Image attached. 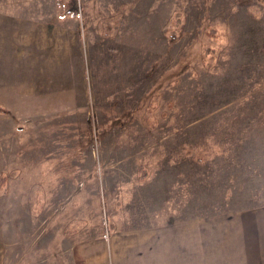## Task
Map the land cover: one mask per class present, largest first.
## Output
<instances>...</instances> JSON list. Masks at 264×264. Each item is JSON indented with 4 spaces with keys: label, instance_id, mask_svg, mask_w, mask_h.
Segmentation results:
<instances>
[{
    "label": "rangeland",
    "instance_id": "rangeland-1",
    "mask_svg": "<svg viewBox=\"0 0 264 264\" xmlns=\"http://www.w3.org/2000/svg\"><path fill=\"white\" fill-rule=\"evenodd\" d=\"M29 14L69 56L0 104V264H264V0H0V51Z\"/></svg>",
    "mask_w": 264,
    "mask_h": 264
},
{
    "label": "crops",
    "instance_id": "crops-1",
    "mask_svg": "<svg viewBox=\"0 0 264 264\" xmlns=\"http://www.w3.org/2000/svg\"><path fill=\"white\" fill-rule=\"evenodd\" d=\"M28 13H30V11ZM29 15L30 18L27 21L7 22L6 19H3L2 21L7 24L21 23L23 37H18L21 41V45L17 46L18 48L0 51V104L32 101L36 102L35 104L38 105L45 104L46 107V104L48 103H62L63 99L61 100V89L63 76L61 70L58 74L57 64H61L63 61L62 57L67 59L69 54L66 52L64 55L62 48L63 43L61 42L60 37H54L55 40H52L50 37L48 38V36L43 35L42 32L45 30L43 23L47 21L45 20V17H40L39 15ZM11 32L14 33L13 30H11ZM11 32H7L8 35ZM8 35H2L0 40L6 41V37H8ZM48 55H50L49 57L54 60L53 63H51V68L49 67V72L46 71V67L48 66L47 62L43 64ZM73 55H76L75 51L73 52ZM74 56H72V59L75 64ZM60 66L61 65H59V67ZM58 76L60 80L59 89H57V85H54L57 83ZM78 87H80V85H76V89ZM47 89L50 90V94H48ZM75 94L76 91L71 97H75ZM77 99H79V97ZM70 100L71 99L67 101ZM50 110L54 111V109ZM0 165L2 166L1 159ZM138 233L139 232L136 234V239L138 240L137 243L135 242L134 246L143 248L142 242L140 243L139 236L142 238V235L144 234H139L138 236ZM156 233V242L159 243L163 241L165 244L169 242V236L171 233L170 228L166 226L156 228ZM8 244L9 243H7V247ZM14 244L15 243L13 242V245ZM130 246L131 245L129 244L127 247ZM90 249L91 247H89L87 243H84L81 247V251L86 254L83 256H86V264H125L126 261L128 264H131V262H133V260L130 259V255L126 253L125 250L119 251L121 252L120 255L113 257L111 260H108V255H104V257H99L96 261L94 254H91ZM113 249L117 250L114 245ZM16 256L17 255H15V257ZM31 259L33 260H27L25 264H53L51 258L47 257L44 252H39V254L31 256ZM12 262H15L14 259Z\"/></svg>",
    "mask_w": 264,
    "mask_h": 264
},
{
    "label": "trees",
    "instance_id": "trees-1",
    "mask_svg": "<svg viewBox=\"0 0 264 264\" xmlns=\"http://www.w3.org/2000/svg\"><path fill=\"white\" fill-rule=\"evenodd\" d=\"M70 8V7H69ZM69 10V9H68ZM6 182V177L4 174L0 175V187Z\"/></svg>",
    "mask_w": 264,
    "mask_h": 264
}]
</instances>
